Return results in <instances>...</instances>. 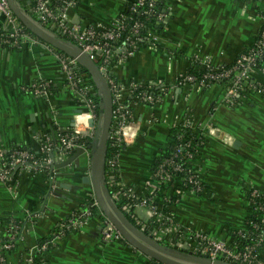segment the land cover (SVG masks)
<instances>
[{
    "label": "crops",
    "instance_id": "0c3cea01",
    "mask_svg": "<svg viewBox=\"0 0 264 264\" xmlns=\"http://www.w3.org/2000/svg\"><path fill=\"white\" fill-rule=\"evenodd\" d=\"M75 1L66 11L68 20L86 29L113 24L134 0ZM165 5L170 14L156 31L157 44L144 45L115 70L125 84L155 82L168 88L156 104L135 106L143 129L135 144L120 154L121 181L141 195L151 193L156 184L154 167L169 146L173 126L188 114L195 125H211L214 131L207 135L199 159L209 193L183 192L165 211L185 230L229 242L235 230L246 227L250 190L264 191V97L253 91L229 102L222 82L175 89L174 83L194 58L213 66L234 63L261 30L264 0H166ZM41 79L51 81L50 95L34 89ZM254 79L264 87V66ZM66 83L56 51L43 41L28 39L20 46L0 47V145L39 150L46 138L56 140L61 132L72 130L73 118L86 105ZM89 167V158L81 156L50 174L25 172L8 185L0 184V226L8 215L24 221L20 239L7 254L9 264L26 262L36 245L57 237L58 229L62 231L74 214L82 216V224L42 254L47 264H148L151 258L125 240L103 238L101 212L84 215L93 198L91 186L83 182ZM165 193L174 195L172 188ZM135 211L148 218L144 206ZM260 256L264 261V246Z\"/></svg>",
    "mask_w": 264,
    "mask_h": 264
},
{
    "label": "built area",
    "instance_id": "2783aa9c",
    "mask_svg": "<svg viewBox=\"0 0 264 264\" xmlns=\"http://www.w3.org/2000/svg\"><path fill=\"white\" fill-rule=\"evenodd\" d=\"M18 2L24 10L30 9L35 16V21L47 30L74 42L87 52L98 64L109 83L113 95V116L106 157V182L116 202L130 199L131 208L136 217L145 222L143 229L153 232L156 239L169 240L175 248L179 249L188 245L189 250L197 255L209 256L213 259L223 258L226 261L241 264H264L260 256L264 246V217L260 221H251V229L246 226L244 229L235 230L233 238L228 242L202 231L185 230L184 227L172 222L165 211L169 202L168 197L171 196L165 192L170 188L174 195L183 192V187L188 185L187 191L197 195L204 196L210 190L205 186L204 164L195 159L191 150L196 142L184 140V133L175 136L176 142L172 151L168 156L161 158L155 172L158 181L151 193L141 195L133 188L126 187L121 181L120 154L126 147L135 144L143 128L142 121L136 115L135 106L139 103L156 104L168 88L167 86L157 87L158 84L155 82L125 84L118 79L115 70L141 49L139 45L154 47L157 44L156 31L164 25V21L170 14L168 5H165L166 0H134L129 4L128 11L131 13L140 14L146 20L154 19V22L147 25L148 28L141 20H135L129 24L132 16H128L123 11L111 25L93 24L86 29L68 20L66 11L76 4L75 0L59 3L52 0H18ZM159 5H162L161 9ZM28 39L42 41L26 29L11 9L8 0H0V47L20 46L24 40ZM44 44L56 51V56L67 78L66 88L86 105V109L76 113L72 130L61 132L56 140L46 138L39 150L24 146L7 148L0 145V184L3 185L10 184L25 172L50 174L55 170L54 163L57 157L59 160L69 157L77 147L86 146V139L92 138L95 134V126L90 125V119H98L94 82L85 70L82 71L83 67L79 65L76 58L46 42ZM263 66L264 21L253 44L241 53L231 66H213L208 60L194 58L190 68L176 77L174 89L184 86L207 87L222 82L226 85L229 102L244 99L253 91H257L264 97V87L254 79V73L263 70ZM191 68L201 71L202 75L199 77L190 72ZM51 86L50 80L41 79L34 85V89L38 93L50 95ZM181 127H187L192 133H202L206 138L214 131L209 124L195 125L191 114L175 124L171 131L179 130ZM225 139L231 141L228 135ZM159 184H163V187ZM250 192L251 199H248V203L254 202L264 212V191L252 189ZM256 196L262 197V200L255 202L252 197ZM92 202V206H97L95 202L94 204ZM140 205L146 208L148 217L146 220L135 211V208ZM84 213L86 217L93 214L89 208ZM28 218L29 215H27ZM80 223L82 224V219L74 214L67 223L62 225V229L73 228ZM9 226V237L3 239L0 236V264H9L7 254L15 247L22 233V226L15 219ZM102 236L107 241L123 239L115 226L106 218ZM57 239L53 238L50 242L38 244L35 249L45 252L51 244L54 246L57 244ZM33 252L28 260L21 264H36ZM43 263L45 264L44 261Z\"/></svg>",
    "mask_w": 264,
    "mask_h": 264
},
{
    "label": "water",
    "instance_id": "95a60500",
    "mask_svg": "<svg viewBox=\"0 0 264 264\" xmlns=\"http://www.w3.org/2000/svg\"><path fill=\"white\" fill-rule=\"evenodd\" d=\"M11 9L26 29L55 48L77 59L79 65L84 68L92 78L96 87L98 98V119H90V125L95 126V134L86 139V146H79L66 159L58 162L55 159V168L68 166L77 161L81 156L89 158V173L83 178V182L91 186L94 202L105 216L122 235L123 239L131 246L157 260L162 264H241L224 260L213 259L209 256L197 255L189 250L188 245L182 248L159 242L153 232H149L135 225L119 207L106 182V157L110 137V127L113 116V95L109 83L98 64L79 45L65 40L43 27L35 21L19 4L18 0H8ZM81 112V110H79ZM74 119L72 126H74ZM236 144H239L236 142Z\"/></svg>",
    "mask_w": 264,
    "mask_h": 264
},
{
    "label": "trees",
    "instance_id": "16d2710c",
    "mask_svg": "<svg viewBox=\"0 0 264 264\" xmlns=\"http://www.w3.org/2000/svg\"><path fill=\"white\" fill-rule=\"evenodd\" d=\"M61 2V1H59ZM59 2H55V3H59ZM164 7V6H163ZM162 8V5H159V9ZM26 12H28V14L35 18V16L31 13V11L29 9H26L25 10ZM125 13L128 15V16H132L131 19H129V24H132L135 20H141V21H144L145 24H146V28H148V24L149 23H152L154 22V19L151 18L149 20H146L144 16H141L140 14H135V13H131L130 11H128V8L125 10ZM145 31V30H144ZM143 43V42H141ZM140 48L142 46H144V44L142 45H139ZM158 47V46H157ZM139 48V49H140ZM233 64V63H232ZM232 64L230 65H227L225 67H228V66H231ZM82 71H84V68H82ZM190 72L196 74L197 76H201L202 75V72L199 71V70H194V69H190ZM88 73V72H87ZM89 74V73H88ZM90 79L91 76H89ZM92 81V80H91ZM96 100V102H98V98H94ZM97 111V114L99 115V106L97 107L96 109ZM179 133H184L185 135V139L184 140H192V141H195L196 144L194 145V148H191V150L193 151L194 153V157L195 159H200L201 157V149L204 147V145L206 144V141H207V138L202 134V133H192V132H189L188 131V128L187 127H181L179 130H176L173 129L171 131V135H170V142H169V146L167 147L166 151L161 155V157L157 160L156 164H155V167H154V173L156 172V170L158 169V165L161 161V158L164 157V156H168L169 153L172 151V148L176 142V139H175V136ZM173 138V139H172ZM155 180L158 181V178L156 176H154ZM108 185V184H107ZM160 187H163V184H159ZM205 186L207 188H209V186L206 184L205 182ZM189 188V185L188 186H185L183 187V192L187 191ZM157 189V188H156ZM183 192H180L176 195H171L169 196V202L167 203V205L171 204V203H174L175 201H177L183 194ZM251 193V192H250ZM250 193L248 194V199H251V196H250ZM201 196V194H198ZM252 199L255 201V202H260L262 200V197L260 196H256V197H252ZM94 200V198H92V201ZM88 202L87 205H85V209H90L91 212L93 213L92 216L94 215H97L99 212H100V209L97 207V206H92L91 205V202ZM118 205L119 207L126 213V215L128 216V218L135 224L137 225L138 227L140 228H143L145 222L138 219L135 215V213L133 212V208H131L132 206V201L130 199H124L122 202H118ZM249 205V211H250V214L247 218V222H246V226H248L249 229H251V221L253 222H256V221H260L263 217H264V212L262 210H260L257 205L254 203V202H251L250 204L248 203ZM130 208V209H129ZM78 217H80L79 215H77ZM82 218V216L80 217ZM25 220L27 219V216L26 218H24ZM14 220L13 218V215H8V216H5L2 220H1V226L0 229L2 232H3V239H7L9 237V230L10 229V226L9 224ZM16 222L18 224H20L21 226L23 225L24 221L22 219H15ZM70 229L72 230V228H68V229H63L62 231H60V228L58 229V232L56 233L57 234V237H54V238H60V237H63L66 233L70 232ZM233 235H234V232H233ZM52 239L48 238V239H45V240H41V242H39V245L45 243V242H50ZM159 242L163 243V244H167V245H171L172 244L170 243L169 240H162V239H157ZM237 240H239V238H237ZM126 242V241H125ZM56 246V245H55ZM54 245H50L48 247L47 250L45 251H48L50 250L52 247H55ZM44 253V251H41V250H38L36 249V251L34 252V260L36 262V264H44L43 261L46 263V261L43 259V256L42 254ZM148 264H160V262H158L157 260L155 259H150Z\"/></svg>",
    "mask_w": 264,
    "mask_h": 264
},
{
    "label": "rangeland",
    "instance_id": "374dc122",
    "mask_svg": "<svg viewBox=\"0 0 264 264\" xmlns=\"http://www.w3.org/2000/svg\"><path fill=\"white\" fill-rule=\"evenodd\" d=\"M143 129V128H142Z\"/></svg>",
    "mask_w": 264,
    "mask_h": 264
}]
</instances>
